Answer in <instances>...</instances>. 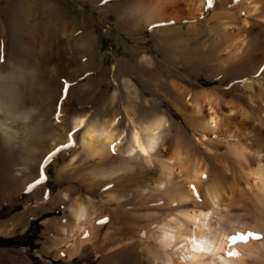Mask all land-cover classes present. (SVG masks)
Instances as JSON below:
<instances>
[{
  "label": "rangeland",
  "instance_id": "374dc122",
  "mask_svg": "<svg viewBox=\"0 0 264 264\" xmlns=\"http://www.w3.org/2000/svg\"><path fill=\"white\" fill-rule=\"evenodd\" d=\"M16 1L0 0L1 30L5 29L11 5ZM48 3L51 6L45 10L41 5H33L26 17L23 14L18 34L25 37V43L28 36L44 39V51L39 56L46 75H57V62H60L66 70L59 71V74L72 87L65 97V83L62 88L60 86L56 96L63 99L62 105L46 112L43 108L46 101L41 106L34 97L29 104V109L33 108L29 125L33 128L27 129V132L24 128L28 123L15 122L12 126L18 131L12 145L14 157L8 171H0V264H144L146 254L143 252L152 240L153 230L156 231L155 224L171 215L172 206L176 203L168 201L174 198L170 186L163 187L165 190H158L155 186L160 167L158 161L163 159L159 152L149 166L141 160H130L128 167L120 171L118 164L126 158L121 149L125 146V133L130 126L125 110L131 112L136 121L155 113L164 114L167 123L163 129L164 147L160 149L166 152V143L175 139L188 143L190 150L204 160L206 167L202 173L207 174V179H201L199 185L203 188L211 177V162L215 155L227 150L218 143L215 144L218 151L217 148L209 151L204 148L197 140L199 136L185 122L184 105L189 106L195 90L218 87L216 91L223 95L225 88L241 85L235 77L245 68L238 66L237 61L223 68H218L216 62L212 65L216 60L208 56L210 39H207L208 36L192 37L187 34L189 25L195 21H191V15L186 14L184 9L186 4L180 0L174 5L175 9L165 10L166 18L149 25L143 21L144 12L151 10L149 7L144 8L145 11L138 10L140 5L137 4L134 7L137 12L130 8L132 13H121L133 3L129 0H48ZM174 14L185 15L186 18L173 20L170 16ZM53 15H57L59 20L54 22ZM208 16L209 13L204 14L201 20L203 27L209 23ZM153 25L156 27L153 28ZM179 26L182 27L180 32L170 30L164 33L160 30ZM46 28L51 30L49 37ZM84 34L91 36L90 43L86 44L82 38ZM31 42L28 40L26 43L29 49L39 51L41 47L36 44L37 41L35 46ZM60 53L63 56L61 61ZM1 61L0 57V65ZM251 64L246 71L256 69ZM25 77L26 80L31 79V75ZM176 82L184 86L181 89L186 92L180 89L181 98L173 90L175 86L172 88ZM234 93L236 95L237 91ZM50 96L48 94L46 100ZM105 109H108V115L113 113L120 117L115 129L122 132V139L115 154L109 149L102 156L96 154L89 157L75 136L73 147L59 150L51 163L44 166L45 158L58 150L60 142L56 136L62 132L60 128L68 130L72 116L85 114L89 121L101 119ZM56 113H60L62 122L56 121ZM3 116L0 114V120ZM208 136L211 138L213 134ZM114 167H117L116 172ZM100 168L103 171L110 168L108 170H114V175L104 176ZM41 174L46 175L47 180L25 191ZM106 185L112 187L105 190ZM45 192L49 193L47 199ZM61 192H66V199ZM73 198L88 200L96 212L92 213L93 217L91 214L87 217L90 240L77 254L67 256L66 246L57 242L62 238V229H65V236L68 235V206ZM15 208L17 210L14 211ZM15 217L20 219L12 220ZM104 217H108L109 221L98 225L97 221ZM234 232L237 231H230ZM15 240L25 241L26 244H17ZM258 264H264V259H259Z\"/></svg>",
  "mask_w": 264,
  "mask_h": 264
},
{
  "label": "bare ground",
  "instance_id": "6f19581e",
  "mask_svg": "<svg viewBox=\"0 0 264 264\" xmlns=\"http://www.w3.org/2000/svg\"><path fill=\"white\" fill-rule=\"evenodd\" d=\"M177 1L129 0L133 3L128 9H122L121 13H132L130 8L136 11L134 7L137 4L140 5L138 10L145 11L149 7L151 10L149 9L148 14L144 12L146 15L143 17V21L149 25L166 18L165 10L173 7L175 9L174 5ZM180 1L186 4L184 9L186 14L191 15V21H195L189 25L187 34L189 33L192 37L194 35L208 36L207 39H210L208 56L216 60L212 62V65L216 62L218 68L220 66L223 68L224 65L237 61V65L245 69L242 72L239 71L240 73L235 77L240 80L241 85L225 88L223 95L216 91L218 87L198 89L191 95L189 106L182 104L185 122L199 136L197 140L205 146L204 148L207 151L212 150L218 147L215 146L218 143L227 150L225 153H217V156L214 154L215 158H212L211 162L213 171L203 188L199 186L202 179L199 174L205 171L206 166L203 163L204 160L202 161L203 158L190 150L188 143L183 144L182 141L175 139L166 143L168 144L166 152L160 149L164 147L163 129L167 123L166 116L155 113L142 121H136L131 112L124 109L130 126L125 133V146L121 149L126 158L122 160L123 162L121 161L122 163L120 162V165L118 164L120 171L128 167L130 160H141L143 164L149 166L154 155L159 152L163 159L158 161L160 167L155 186L158 190L170 186L175 199L169 198L168 201L173 200L176 203L172 206V214L163 217L155 224L156 231L153 230V233L156 232V234L152 233L150 237L152 240L146 244L145 249L142 246L143 254H146L144 264H258L259 259H264V239L249 238L246 243L238 242L235 248L240 255L235 258H229L223 252L228 251L225 244L231 230L264 236V0H212L211 6L207 5L206 0ZM33 5H41L44 10L51 6L48 0H18L11 5L12 9L5 29H0L2 59L0 114L4 115L0 120V171L2 173L8 171L14 157L12 145L18 131L12 128L13 124L28 123V126L24 128L26 132L27 129L33 128L29 125V119L33 114V108L29 109L31 108L29 104L34 101V97L40 101V104L46 101L44 106L41 104L45 112L53 107L57 109L58 105H62L63 100L56 96V90L64 85L65 81L59 71L66 70L65 65L57 62L59 67V70L55 71L57 75L48 77L39 56L44 51L42 48L45 44L44 39L28 36L27 41H32L31 45L35 46L37 41L36 44L41 47L39 51L34 49L35 52H33V48L29 49L26 44L27 41L26 43L23 41L25 37L18 34L19 28L22 27L23 14L27 15ZM208 13L209 23L203 27L200 25L201 20L204 14ZM53 16L54 22L59 20L57 15ZM170 18L184 20L186 16L174 14ZM179 27H165L160 30L164 33L170 30L180 32L182 27ZM45 32L49 37L51 30L46 28ZM82 38L85 39L86 44L92 41L89 34L82 35ZM57 40H60V37H57ZM62 59L63 56L60 53L59 60ZM251 63L256 69L248 71L249 68L246 71ZM27 75H31L30 80H26ZM173 86H175L173 90L176 91L177 97L181 98V88L184 86L178 85V82L173 83L172 88ZM48 94L51 96L46 100ZM107 110L102 111L103 118L90 121L85 114L72 116L71 127L68 130H64L65 127L60 128L62 132L56 136L60 145L56 148L67 149L66 146L73 143L74 137L77 136L80 147L87 156L92 157L96 154L99 156L106 153L110 149V143L120 142L122 139L120 137L122 132H117L115 129L120 117L113 113L108 115ZM55 118L58 122L63 121L60 113L55 115ZM213 119L216 121L215 126L211 123ZM82 120L84 123H81ZM211 133L213 137L209 138L208 134ZM137 143L149 151L147 157L139 152ZM216 150L218 151V148ZM129 153L132 155L129 156ZM108 169L106 171L101 169L102 175H114V170ZM114 169L116 172L117 167ZM193 183L199 193L198 197L189 186ZM61 196L65 198L66 192H61ZM87 201L73 198L68 206V235L65 236V229L61 231L60 228L62 238L57 242L58 245L66 246L67 256L77 254L84 243L90 240L87 217L88 215L93 217L92 213L96 211ZM81 210H83V216H81ZM17 219L20 217L12 220ZM3 226L5 227V224ZM82 233H87V238ZM209 248L211 252L208 251Z\"/></svg>",
  "mask_w": 264,
  "mask_h": 264
},
{
  "label": "snow or ice",
  "instance_id": "6c2138e0",
  "mask_svg": "<svg viewBox=\"0 0 264 264\" xmlns=\"http://www.w3.org/2000/svg\"><path fill=\"white\" fill-rule=\"evenodd\" d=\"M206 3H207L208 6H211L212 0H206ZM170 23H174V22H170ZM152 27L155 28L156 25H153ZM64 83H65L64 95L66 97L67 94H68V90L72 87V85L70 83H68V82H64ZM81 123H84V121L82 120ZM211 123H212L213 126H215L216 121L213 119L211 121ZM94 134L95 135H98V133H94ZM116 143H119V141H117ZM116 143H110V145H109L110 150L113 152V154H115L116 151H117ZM73 146H74V143H69L66 147L71 148ZM137 148L139 149V152L142 153L145 157H147L149 155V151H146L144 147H142V146L139 145V143H137ZM58 151H59V149L57 151H54L53 153H50L49 156L45 158V160H44V166H47V165H49L51 163V161L56 157ZM128 155L131 156L132 154L129 153ZM199 176L202 179H207V174L206 173H200ZM46 180H47V176L41 174L38 179L34 180L33 183H31V184H29L27 186V188L25 189V191L32 190L36 186L41 185L42 183H44ZM189 186L192 189L194 195H197V197H198L199 196V193H198V191L196 189L195 184L193 183V184H191ZM111 187H112V185H106L105 186V190H108ZM44 195H45V199H47L48 196H49V193L48 192H45ZM81 216H83V210H81ZM108 221H109V218L108 217H104V218L98 220L97 221V224L98 225H103V224H106ZM141 235H144V234L141 233ZM87 236H88V234L85 233L84 234V237L87 238ZM249 238L264 239V236H258V235H254L252 233L245 234L243 232H234V233H231V234L227 235V237H226L225 247L228 248V251L223 252V254L226 255V256H228L229 258L238 257L240 255V253L235 248V245L238 242H244V243H246ZM208 251L211 252V249L209 248ZM61 255H64V253H61Z\"/></svg>",
  "mask_w": 264,
  "mask_h": 264
},
{
  "label": "trees",
  "instance_id": "16d2710c",
  "mask_svg": "<svg viewBox=\"0 0 264 264\" xmlns=\"http://www.w3.org/2000/svg\"><path fill=\"white\" fill-rule=\"evenodd\" d=\"M14 211L17 210V208L13 209ZM33 224V222H32ZM15 243L17 244H26L25 241H22V240H15L14 241ZM32 260L36 261L37 259L35 257H31Z\"/></svg>",
  "mask_w": 264,
  "mask_h": 264
}]
</instances>
